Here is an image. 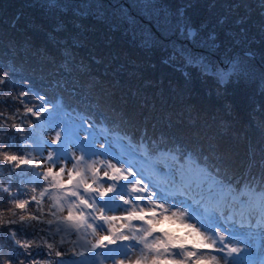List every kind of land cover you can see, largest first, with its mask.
Returning <instances> with one entry per match:
<instances>
[{"label":"snow or ice","instance_id":"1","mask_svg":"<svg viewBox=\"0 0 264 264\" xmlns=\"http://www.w3.org/2000/svg\"><path fill=\"white\" fill-rule=\"evenodd\" d=\"M39 3L49 10L69 7L62 0ZM83 3L87 10L76 5V15L94 16L146 50H167L175 45L171 37L177 35L193 47L220 48L215 31L202 37L207 25H192L185 14L191 5L172 11L165 0H119L107 7L104 0H98L99 6L96 0ZM225 7L229 14L243 9L235 20L239 38L232 30L225 32L233 44L248 40L244 25L253 9L261 17L259 35L264 36V0H235ZM227 20L222 16L217 23L223 26ZM64 28L59 23L54 31ZM50 38L54 39L51 34ZM253 43L260 41L248 40L243 54L230 58L229 70L219 73L211 69L204 53L186 45L180 51L185 69L211 70L219 87H226L232 77L259 79L264 93V52L253 50ZM62 55L57 71L64 76L54 82L62 90L55 97L31 80L18 78L14 66L5 69L0 62V137H4L0 160L8 172L7 180H0V264H247L244 258L254 251L249 241L257 233L237 231V217L241 227L247 220L264 229V193L259 198L252 193L236 204L225 192L239 182L251 193L257 178L249 173L229 179L222 155L213 160L201 146L190 145L172 132L171 123L159 132L154 131V123L138 126L111 103L110 94L93 96L95 83L76 75L87 68L71 49L64 48ZM182 74L187 78V71ZM65 93L76 102L67 103ZM121 101L127 103V98ZM105 104L114 114L111 121L93 107ZM146 105L142 101L141 106ZM225 107L230 111L229 105ZM116 123L130 129L124 135L135 136L149 156L159 157L149 175L144 169L146 157L137 151H113L111 135L98 130L107 127L110 132ZM259 163L264 166V159ZM25 170L27 180L18 181L15 174ZM260 182L264 187V178ZM257 201L259 220L254 221ZM259 236L264 241V231ZM240 243L246 247H239ZM259 264H264V255Z\"/></svg>","mask_w":264,"mask_h":264},{"label":"trees","instance_id":"2","mask_svg":"<svg viewBox=\"0 0 264 264\" xmlns=\"http://www.w3.org/2000/svg\"><path fill=\"white\" fill-rule=\"evenodd\" d=\"M80 1L62 0L69 7L60 11L41 7L39 0H0V62H3V67L14 66L18 78L31 80L49 96L55 97L62 90L54 85L64 76L63 71H57L64 59L62 50L69 48L75 59L87 68L83 75L80 72L76 75L81 81L95 83L94 97L110 94L111 103L122 108L138 126L154 123L155 132L171 123L172 132L190 145L201 146L213 160H219L222 155V168L229 179L233 174L250 173L257 178L253 186L264 188L260 182L264 178V166L259 163L264 159V93L260 92L259 79L236 78L221 88L214 76L205 74L199 68L185 69L184 56L178 50L170 47L167 50L160 47L146 50L131 43L122 35V30L113 32L105 22L94 16L82 18L76 15V5L87 10V4ZM165 1L177 10L191 5L185 14L192 24L198 26L197 23L203 19L217 23L220 17L228 16L225 11H219L222 13L220 16L209 19L208 0ZM109 2L117 3L119 0H104L105 6ZM226 2L233 3L231 0ZM242 14L243 9H239L228 18L223 25L225 27L218 25L220 47L243 54L248 40L255 37L260 43H253L251 48L258 53L264 52V36L259 35L258 28L261 17L256 9L252 10L248 24L244 25L249 29L248 40L242 41L241 38V44L236 46L233 39L225 34L229 26H235L233 29L239 34L235 20ZM59 23H63L65 28L55 32ZM77 24L80 26L77 27ZM50 34L54 39L50 38ZM170 55L169 63H164ZM184 71L188 73L187 78L182 74ZM18 82L21 80L18 79ZM132 92L137 93L136 97L131 96ZM122 97L127 98V103H122ZM64 98L69 104L76 102L66 93ZM142 101H147V105L142 107ZM226 105L230 106V111ZM93 107L104 111L111 121L114 114L107 104L102 108L99 105ZM222 121L227 123L222 124ZM36 131L38 133L40 129ZM128 131L130 129L116 123L109 133L125 138L130 147L140 148L148 160L145 164L148 167L150 161L159 159L158 156H149L135 136H125ZM6 169L7 166L0 160V180H7ZM27 172L18 171L15 174L17 180L26 181ZM25 187L30 190L31 185L26 183ZM240 187L247 188L237 182L231 191L226 192L236 193Z\"/></svg>","mask_w":264,"mask_h":264},{"label":"rangeland","instance_id":"3","mask_svg":"<svg viewBox=\"0 0 264 264\" xmlns=\"http://www.w3.org/2000/svg\"><path fill=\"white\" fill-rule=\"evenodd\" d=\"M118 0H116L117 2ZM231 1H235V0H231ZM64 2V1H63ZM83 3V1L81 0L80 3ZM89 2H93V0H89ZM97 4H98V0H96ZM81 3V4H82ZM118 3V2H117ZM165 3H167L170 7L171 10H174L176 11L177 9L174 8V6H171L172 4L168 1H165ZM228 3L226 2V0H208V13H207V16L209 17V19L211 18H214V17H217V16H220L222 13H219V11H225L224 13L228 14V18L232 17V14H229V11L228 9L225 7ZM99 5V4H98ZM221 6H224L225 8H220ZM107 7V6H105ZM236 13V12H234ZM199 24L200 26L202 24H206L207 27L204 28L201 32H200V36L202 37H207V35L209 34V32H212V31H215L217 33V37H218V34L220 32L219 29H218V23H214L213 20H205L203 19L201 22L197 23ZM194 27H197L199 28L200 26L196 25V24H192ZM235 25V24H234ZM225 26H222L221 28H223ZM235 27V26H233ZM233 27L231 28L230 26L227 28V30H232L234 32H236L235 29H233ZM199 38V37H198ZM237 38H239V34H237ZM171 39L173 41H175V45L173 47H170L172 50L176 51L178 50L181 53L180 51V47L181 45H186L188 48H190L193 52H197V53H204L205 55V58L208 62V64L211 66V69H214L216 72H227L229 70V60L232 56L234 55H242V54H239L236 50V52L234 51H231V48L230 50H224L223 48H219L218 50L216 49H213L211 51H209L208 49L204 48V47H193L192 45L188 44V41L187 40H184L182 38H180L178 35L177 36H173L171 37ZM242 41H244L242 39ZM240 51V50H239ZM222 53V54H221ZM183 55V54H182ZM185 60V58H184ZM202 72H203V69L199 68ZM205 74H208V75H211V70L208 72V73H205ZM216 79L217 77L214 76ZM232 79H236V77H232ZM71 115V114H69ZM188 116H192V118H194V115H191L189 114ZM40 133V131L38 132V134ZM47 139H51V135H48L47 136ZM113 145V147H117V145L113 142H110ZM253 245V248H254V251L258 252V253H261L263 254L264 253V249H259V245L254 243L252 244Z\"/></svg>","mask_w":264,"mask_h":264}]
</instances>
